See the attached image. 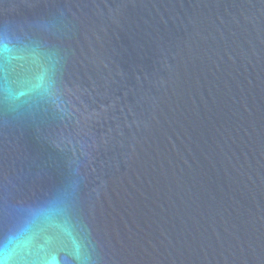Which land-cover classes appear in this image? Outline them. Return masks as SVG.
<instances>
[{
	"label": "water",
	"instance_id": "1",
	"mask_svg": "<svg viewBox=\"0 0 264 264\" xmlns=\"http://www.w3.org/2000/svg\"><path fill=\"white\" fill-rule=\"evenodd\" d=\"M2 264H264V0H0Z\"/></svg>",
	"mask_w": 264,
	"mask_h": 264
},
{
	"label": "clouds",
	"instance_id": "2",
	"mask_svg": "<svg viewBox=\"0 0 264 264\" xmlns=\"http://www.w3.org/2000/svg\"><path fill=\"white\" fill-rule=\"evenodd\" d=\"M0 264H2V262H0Z\"/></svg>",
	"mask_w": 264,
	"mask_h": 264
}]
</instances>
